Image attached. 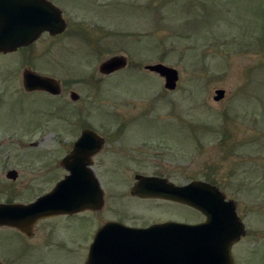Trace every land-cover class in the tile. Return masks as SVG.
I'll list each match as a JSON object with an SVG mask.
<instances>
[{
	"label": "rangeland",
	"instance_id": "obj_1",
	"mask_svg": "<svg viewBox=\"0 0 264 264\" xmlns=\"http://www.w3.org/2000/svg\"><path fill=\"white\" fill-rule=\"evenodd\" d=\"M81 3L66 12L84 26L74 20L63 38L41 40L30 54L34 70L63 84L61 97L23 90L27 53L0 57V203L24 199L28 184L36 195L54 189L57 180L42 181L36 169L58 166L57 179L68 174L60 162L88 128L110 135L96 171L103 173L111 218L129 225L201 222L199 212L181 204L133 198V176L159 174L178 186L208 182L236 204L246 227L232 248L234 264H264V0H122V19L111 16L99 34ZM118 54L126 67L103 75L100 66ZM158 63L178 70L175 91L146 70ZM218 90L225 92L221 101L214 100ZM113 134L127 147L122 161ZM120 163L132 169L120 170ZM11 170L19 173L15 184ZM84 216L70 221L69 245L61 250L75 252L89 241L98 222Z\"/></svg>",
	"mask_w": 264,
	"mask_h": 264
},
{
	"label": "water",
	"instance_id": "obj_2",
	"mask_svg": "<svg viewBox=\"0 0 264 264\" xmlns=\"http://www.w3.org/2000/svg\"><path fill=\"white\" fill-rule=\"evenodd\" d=\"M65 28L61 11L48 0H0V53H11L31 45L44 33L52 36L61 34ZM126 65L124 56L112 57L100 66V72L110 75ZM146 70L164 78L166 90H176L179 81L177 69L158 63L146 66ZM24 84L28 91L44 90L53 95L61 92L57 81L30 71L24 74ZM216 94L215 101H221L225 96L223 90H218ZM71 98L78 101L80 96L74 92ZM94 134L88 129L82 132L74 150L62 160V166L69 174L50 194L29 206L0 205V225L17 226L16 219L29 212L72 213L101 208L104 194L98 181L89 180L86 161L97 151L93 149L99 147L94 143L97 139ZM8 178L16 179L17 172L10 171ZM157 184L152 178H140L132 194L164 198L190 206L202 213L205 221L192 225L167 222L144 230L111 223L107 228L122 226V257L119 256L122 262L133 260L151 264L154 260H169L179 261V264H234L232 247L246 233L236 204L226 201L225 194L217 186L206 182L195 181L181 187L169 184L162 191L158 190ZM111 248L113 252L103 256L104 259L115 255L118 258L119 254L114 247ZM95 251L92 250L90 259H95Z\"/></svg>",
	"mask_w": 264,
	"mask_h": 264
},
{
	"label": "flooded vegetation",
	"instance_id": "obj_3",
	"mask_svg": "<svg viewBox=\"0 0 264 264\" xmlns=\"http://www.w3.org/2000/svg\"><path fill=\"white\" fill-rule=\"evenodd\" d=\"M52 2L60 11H61V17L64 20L65 24V31L68 29V26L72 24V22H76V24H82L84 26V23H79L77 22L76 19H72L69 17L68 13L66 12V7H68V4L75 5L77 3V0H60L61 4L60 6L58 4H55L53 0H48ZM82 2L79 4L77 7L79 8L80 5L86 4V9L89 11H85L88 16H85V18L88 20V24L92 28L96 30V32L99 34L101 31H106V27L110 25L111 23V16H120L122 19V0H79ZM112 13V14H110ZM105 14H108L109 16V21L106 18ZM75 16V14H74ZM122 21V20H121ZM122 26V23H120ZM64 31V32H65ZM94 31V30H92ZM122 31V30H121ZM117 33H120L117 32ZM101 36V35H100ZM99 36V37H100ZM64 33L60 35H55L52 36L49 33H44L43 35L40 36V38L34 42L31 45L28 46H23L18 48V50L11 52V53H0V57H8L17 53L26 54L27 57L24 60V63H28L27 67L21 70L20 73V85L23 88V90L28 93V94H33L36 92H42L46 94L50 99L58 98L61 97L64 94V86L63 84L57 81V84L59 85V88L61 90L60 94L58 95H53L50 92L44 91V90H33V91H28L25 88L24 84V74L26 71H30L32 73H35L40 76L46 77V75L42 73H38L36 70H34L30 63L31 62V52H34V49L36 46L40 43L41 40H54V41H59V38H63ZM94 37V36H93ZM91 38L93 42L101 43V39L98 38ZM102 37V36H101ZM104 38V37H102ZM40 52V51H39ZM44 53V49L41 50V54ZM40 54V53H39ZM122 57V54L114 55V57ZM119 71H122V69L117 70L114 73H117ZM50 77V76H49ZM48 78V77H47ZM54 80V79H53ZM56 81V80H55ZM97 136V139H95L94 143L99 146L95 147L93 150H97L93 155H91L88 160V166L87 168L89 169V180L91 181H98L100 188L104 194V202L101 208L98 210L96 209H85L81 211H76V212H44V213H28L24 215L23 217L17 218L16 223L18 224L17 226L13 225H0V241H7L9 243V246H5L0 243V264H55L58 261V256H62V259L65 258V261L67 262H58L57 264H78V258H81L82 263L80 261V264H148L146 261H133L129 260L126 262H122L121 255H122V226H116V227H109L111 223L114 224H119V225H124L130 229H138V230H144L148 229L153 225H158V224H163L167 223L169 221L172 222H179V223H190L187 221H175L173 219L169 220H164L161 222H151L148 223L147 225H132V224H127L125 222H122V218L116 219V218H111L109 216V212H106V206H105V192L102 187V180L104 179L103 173L96 171V158L100 157L102 153H104L108 147H111V141H110V135L107 134H94ZM109 135V136H108ZM115 137H111L112 141H114L115 145L118 147V153L119 157L122 161V149L127 148L125 143L121 145V139L118 134H113ZM82 134H77L74 137V141L72 142L71 145V152L74 150L75 144L78 142ZM109 137V139H108ZM1 146V144H0ZM70 152V153H71ZM68 155V154H67ZM128 158V156H127ZM125 159V156H124ZM136 160H142L140 157H136ZM63 160V159H62ZM62 160L60 162V166L63 169V171L66 169L62 166ZM85 160V158H84ZM119 166H121L120 170L122 168L125 169H132L130 166L127 167L126 164L120 163ZM127 168H126V167ZM57 169L52 170H44L42 168L36 169L39 171V176L42 177V181H48L51 183L53 180H57V185L60 183L67 173L63 174L60 178L57 179L58 177V169L59 167L56 166ZM129 170V169H128ZM11 171H16V170H11ZM50 171V172H48ZM7 172V178H8V173ZM17 172V171H16ZM45 172L48 173V175H45ZM67 172V171H66ZM54 174V177L52 178V175ZM19 173L17 172V178L16 179H11L8 178V180L12 183H17L20 179ZM140 178H153L155 179L154 181H157L158 186L162 187L163 185H168V184H174L175 183L171 182L168 177L160 176L159 174L156 175H148V174H135L133 176L134 179V184L133 187L140 182ZM191 183V182H190ZM189 183V184H190ZM211 184V183H210ZM34 185V184H32ZM32 185L28 184L25 186V189H23L21 192H25L26 196L24 199H18V198H10L7 199L5 202H1L0 205H30L37 201L39 198L50 194L54 189L51 188L49 191L46 192H41L36 195L35 191L37 187H32ZM56 185V186H57ZM188 185V184H186ZM186 185H180V186H186ZM55 186V187H56ZM178 186V185H176ZM132 187V189H133ZM53 189V190H52ZM15 193H18L17 190L14 191ZM33 195H36L35 197ZM131 195L133 198L139 199V200H154V201H160L163 203L167 204H181L178 202L174 201H169L165 199H155V198H145V197H140L137 195L132 194L131 190ZM142 198V199H141ZM184 207L190 208L184 204H181ZM174 206V205H173ZM87 214V216H90L93 221L98 222L97 228L93 231L92 235L89 238V241L82 246L79 250H76L73 252H69V250H61L60 247H63L64 244L67 243V236L69 229L72 225H70V221H72L73 218L80 216L86 218L84 215ZM122 217V216H120ZM203 221V220H202ZM199 223V222H195ZM127 231H132L128 230ZM7 235V236H5ZM127 242V241H126ZM97 247V248H96ZM116 250V252L119 254L116 258L111 257V258H106L104 259L103 256H105L108 253L113 252L111 250L112 248ZM96 249V257L95 259H90V255L92 250ZM60 254V255H59ZM115 254V253H114ZM111 255V254H110ZM121 256V257H119ZM113 259V260H112ZM153 262V263H152ZM151 264H179L176 261H159V260H154L152 261Z\"/></svg>",
	"mask_w": 264,
	"mask_h": 264
}]
</instances>
